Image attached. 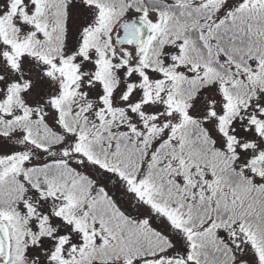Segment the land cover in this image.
I'll use <instances>...</instances> for the list:
<instances>
[{
    "label": "snow or ice",
    "instance_id": "1",
    "mask_svg": "<svg viewBox=\"0 0 264 264\" xmlns=\"http://www.w3.org/2000/svg\"><path fill=\"white\" fill-rule=\"evenodd\" d=\"M0 264H264V0H0Z\"/></svg>",
    "mask_w": 264,
    "mask_h": 264
}]
</instances>
